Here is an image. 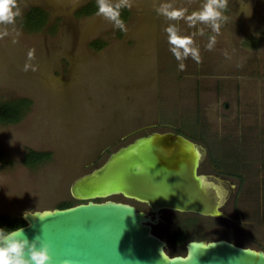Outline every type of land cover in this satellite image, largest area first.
<instances>
[{
  "label": "rangeland",
  "instance_id": "1",
  "mask_svg": "<svg viewBox=\"0 0 264 264\" xmlns=\"http://www.w3.org/2000/svg\"><path fill=\"white\" fill-rule=\"evenodd\" d=\"M88 1L13 0V22L0 23V103L31 102L20 121L0 123V213L77 204L70 185L78 176L136 137L170 131L203 148L198 172L225 191L220 208L229 217L160 210L152 231L167 241L166 251L186 253L187 241L172 245L169 237L183 224L190 240L264 250V0H228L218 35L156 12L172 3L191 13L203 0H129L120 35L97 12L75 15ZM31 7L48 13L40 30L22 26ZM170 23L192 36L199 62L175 59L165 32ZM94 39L106 45L94 50ZM29 149L52 155L27 166L22 158ZM106 199L154 216L146 203L119 194L95 201Z\"/></svg>",
  "mask_w": 264,
  "mask_h": 264
},
{
  "label": "water",
  "instance_id": "2",
  "mask_svg": "<svg viewBox=\"0 0 264 264\" xmlns=\"http://www.w3.org/2000/svg\"><path fill=\"white\" fill-rule=\"evenodd\" d=\"M203 154L180 133L136 137L71 183L77 204L24 211V233L49 243L52 264H264L263 249L226 239H192L185 254L170 255L167 241L153 233L162 209L229 217L220 208L225 191L198 172ZM118 194L146 203L154 216L129 203L95 201Z\"/></svg>",
  "mask_w": 264,
  "mask_h": 264
},
{
  "label": "clouds",
  "instance_id": "3",
  "mask_svg": "<svg viewBox=\"0 0 264 264\" xmlns=\"http://www.w3.org/2000/svg\"><path fill=\"white\" fill-rule=\"evenodd\" d=\"M228 0H203L198 10L188 13L185 8H176L172 3H161L156 12L169 21L184 19L189 27L197 24H204L211 28L215 34L220 33L222 21L225 19L224 11L227 8ZM129 0H97V15L103 16L113 23L114 27L124 31L125 24L121 18V9L129 7ZM13 0H0V23L10 24L13 22ZM170 51L177 61H182L191 56L199 62V50L193 46L191 35L181 36L175 24L170 23L166 28ZM203 35V30H199ZM216 42V36L209 37L207 48L210 50ZM182 70L184 64L180 63ZM140 166L137 165V171ZM52 215L53 213H46ZM45 214L40 216L43 220ZM50 245L42 240L40 235L34 236L31 240L25 235L22 227L14 229L0 228V264H52ZM264 256V254H260ZM162 257V256H161Z\"/></svg>",
  "mask_w": 264,
  "mask_h": 264
},
{
  "label": "trees",
  "instance_id": "4",
  "mask_svg": "<svg viewBox=\"0 0 264 264\" xmlns=\"http://www.w3.org/2000/svg\"><path fill=\"white\" fill-rule=\"evenodd\" d=\"M97 12V2L94 0L88 1L86 4L82 5L75 11L77 17L90 16ZM131 11L128 7L121 9V18L124 23L130 18ZM48 19V13L39 7L29 8L22 18V26L29 31L40 30L46 25ZM122 30H119L120 35ZM90 47L94 50L102 49L106 43L100 39H94L89 43ZM31 102L27 98H19L11 101H5L0 103V123H16L20 121L23 116L28 111ZM50 152L46 151H35L28 150L22 158V162L27 166L37 165L51 157ZM5 163V157L3 152L0 150V167ZM221 172V171H220ZM221 173L234 175V173L223 171ZM242 181L241 175H239ZM75 201H64L58 208H66L73 206ZM189 222V221H188ZM26 224L23 220L22 215H13L7 213H0V228L14 229L17 227H22ZM170 243L172 245L183 244L184 242L190 240L192 237L186 224L176 227L170 232Z\"/></svg>",
  "mask_w": 264,
  "mask_h": 264
},
{
  "label": "flooded vegetation",
  "instance_id": "5",
  "mask_svg": "<svg viewBox=\"0 0 264 264\" xmlns=\"http://www.w3.org/2000/svg\"><path fill=\"white\" fill-rule=\"evenodd\" d=\"M91 16V15H90ZM199 174H201V173H199ZM136 207V206H135ZM137 208V207H136ZM138 209V208H137ZM189 241V240H188ZM170 255H172V254H170Z\"/></svg>",
  "mask_w": 264,
  "mask_h": 264
}]
</instances>
